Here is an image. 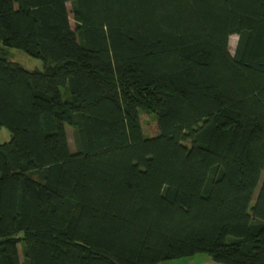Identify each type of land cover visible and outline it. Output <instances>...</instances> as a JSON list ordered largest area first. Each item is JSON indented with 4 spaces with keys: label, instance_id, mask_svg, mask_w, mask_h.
Here are the masks:
<instances>
[{
    "label": "trees",
    "instance_id": "1",
    "mask_svg": "<svg viewBox=\"0 0 264 264\" xmlns=\"http://www.w3.org/2000/svg\"><path fill=\"white\" fill-rule=\"evenodd\" d=\"M2 128L0 264H264V0H0Z\"/></svg>",
    "mask_w": 264,
    "mask_h": 264
},
{
    "label": "rangeland",
    "instance_id": "2",
    "mask_svg": "<svg viewBox=\"0 0 264 264\" xmlns=\"http://www.w3.org/2000/svg\"><path fill=\"white\" fill-rule=\"evenodd\" d=\"M68 10L70 12L71 25L75 29V21L72 13L71 3L68 4ZM237 41H238L237 36H232L230 38V50L232 54L235 53ZM2 53L8 61L18 63L27 70H35V69L42 70L45 64L44 59L35 58L18 47L2 46ZM147 121L149 120L146 118V122ZM66 128L70 139L71 149L72 151H76L75 140H74V128L69 125H67ZM146 131L150 134L155 132L156 131L155 123H150L149 125H147ZM10 139H11V132L7 128L0 129V142L1 143L9 142ZM259 189L256 191L254 202L258 196ZM21 248L22 247L20 246L21 257L23 258V252ZM161 264H223V263L214 261L210 257V255L206 253H199L195 257H180V258L164 261Z\"/></svg>",
    "mask_w": 264,
    "mask_h": 264
},
{
    "label": "crops",
    "instance_id": "3",
    "mask_svg": "<svg viewBox=\"0 0 264 264\" xmlns=\"http://www.w3.org/2000/svg\"><path fill=\"white\" fill-rule=\"evenodd\" d=\"M198 254H196V255H194V256H191V257H195V256H197Z\"/></svg>",
    "mask_w": 264,
    "mask_h": 264
}]
</instances>
